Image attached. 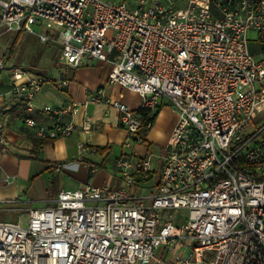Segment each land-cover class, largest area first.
<instances>
[{
    "label": "built area",
    "instance_id": "2783aa9c",
    "mask_svg": "<svg viewBox=\"0 0 264 264\" xmlns=\"http://www.w3.org/2000/svg\"><path fill=\"white\" fill-rule=\"evenodd\" d=\"M23 32L57 42L71 67L110 62V81L140 95L133 109L89 92L88 102L117 112L123 146L143 144L168 102L178 120L158 174L152 156L121 151L118 185L62 188L26 219L0 221V264H159L157 249L174 245L183 250L175 264H264V0H0V42ZM3 71V152L12 145L4 112L14 106L44 114L49 123L22 119L41 139L92 132L85 104H36L46 83L64 90L69 80L10 64L0 50ZM78 148L80 157L97 152L85 141Z\"/></svg>",
    "mask_w": 264,
    "mask_h": 264
},
{
    "label": "crops",
    "instance_id": "0c3cea01",
    "mask_svg": "<svg viewBox=\"0 0 264 264\" xmlns=\"http://www.w3.org/2000/svg\"><path fill=\"white\" fill-rule=\"evenodd\" d=\"M78 73L71 77L69 86L60 90L63 93L54 95L55 86H47L42 96L37 95L38 107L43 105L61 106L70 101H78L86 105V110L94 117L95 124L91 133L84 132L80 127L70 137H59L56 139H41L33 134L29 137V131L22 129V119L32 115L42 123H49L42 119L44 114L38 110L28 112L24 108L15 107L8 112H4V117L8 120V133L12 145L7 152L0 148V211L3 212H28L32 206L30 201L44 202L56 198L62 188L76 189L94 180L95 185L109 183L119 184V174L115 166V159L111 161L109 156L122 147L124 140L128 136L127 130L121 125L117 112L108 108L104 104L88 102L89 92H96L103 89L107 95L127 103L131 108L138 109L141 98L136 92L112 83L109 79L111 63L90 59L76 67ZM58 76L66 79L67 72L59 70ZM7 80V79H6ZM6 80H0V110L4 105L2 93L6 91ZM123 90L131 95H124ZM133 94V95H132ZM46 97H45V96ZM163 105L158 110V115L154 120L153 127L146 132V139L151 135L160 142L162 147H166L170 134L178 120V113L173 107ZM170 118V119H168ZM82 113L77 117V123L82 121ZM168 119L167 128L164 132L160 129L164 126L161 123ZM68 118L65 117L64 121ZM88 142L94 147L110 146V151L104 154L98 152L80 157L78 143ZM144 144H137L135 148H140ZM120 151V150H119ZM122 151V150H121ZM138 152V150H134ZM86 162H93L100 165V169L91 174ZM65 164L58 169L57 164ZM113 169L116 174H111L109 169ZM152 181V180H151ZM3 200H19L17 203H1ZM183 251L178 245L173 249L165 250L164 247L157 249L162 261L159 264H175L176 256Z\"/></svg>",
    "mask_w": 264,
    "mask_h": 264
},
{
    "label": "rangeland",
    "instance_id": "374dc122",
    "mask_svg": "<svg viewBox=\"0 0 264 264\" xmlns=\"http://www.w3.org/2000/svg\"><path fill=\"white\" fill-rule=\"evenodd\" d=\"M115 2H122L124 0H112ZM128 2L132 0H127ZM176 7L185 8L188 6V0H174ZM19 36L15 33H8L4 35L0 42V50L4 51L10 64L30 69L35 71L36 73H39L43 76H50L52 78L59 79L58 72L60 69H62L64 72H67L66 79L71 80V77L78 73L76 70V67H71L64 63L61 55V48L57 42H41L39 40V37L34 33H28L23 32L19 36L17 43L14 47V50L11 53L13 43L15 39ZM256 39L257 35L256 33L251 32L250 38ZM251 48L253 52L255 53L256 59H261L262 55L258 52V45L255 41L251 42ZM8 77V73L6 71L0 72V80H6ZM53 86L52 83H46L44 85V89L39 94V96H42L44 90L47 86ZM58 93H63V91H60L59 89L55 88L53 91L54 95H58ZM124 95H131L126 90H123ZM133 95V94H132ZM45 96V95H44ZM46 97V96H45ZM37 104V99H36ZM38 105V104H37ZM44 106V105H43ZM42 107V106H41ZM171 108L172 103L168 102L167 106L164 108ZM170 119V118H168ZM164 120L161 124L164 125L160 131L164 132L167 128V123L169 120ZM128 142H131L132 147L127 148L126 146L122 147H116V150L113 151V153L109 156V159L113 161L116 156H118L121 153V150L129 153L134 152V150H138L139 154L141 155H150L152 156V160L154 163V171L158 174L160 170V165L163 161V156L165 153L164 147L160 145V142L153 138L151 135L149 136V139H146V141L143 143L144 145L140 148H135L137 144L133 141V139H129ZM120 150V151H119ZM109 172L111 174H116L115 171L111 168L109 169ZM91 183L94 182V180H90ZM44 202L35 201L32 203V207H44ZM27 212H3L0 211V221L5 220H11L16 221L19 219H26L27 218Z\"/></svg>",
    "mask_w": 264,
    "mask_h": 264
},
{
    "label": "trees",
    "instance_id": "16d2710c",
    "mask_svg": "<svg viewBox=\"0 0 264 264\" xmlns=\"http://www.w3.org/2000/svg\"><path fill=\"white\" fill-rule=\"evenodd\" d=\"M18 35L20 36L21 34H18ZM19 36H17V38L15 39V41H14V43H13L11 53H12V51L14 50V47H15V45H16V43H17V40H18ZM157 115H158V111L154 114V116H153V120H155V118H156ZM21 128L24 129V130L29 131V132H30V133L28 134L29 137L33 138V134H34V133H33L32 131L26 129L24 126H22ZM34 135H35V134H34ZM96 148H97V152H98L99 154H104V153L110 151V146H105V147H100V146H98V147H96Z\"/></svg>",
    "mask_w": 264,
    "mask_h": 264
}]
</instances>
